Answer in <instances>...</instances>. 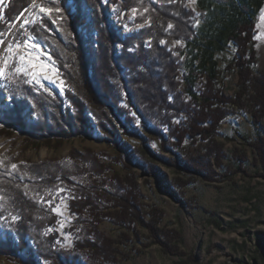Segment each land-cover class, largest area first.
Segmentation results:
<instances>
[{"label": "trees", "instance_id": "trees-1", "mask_svg": "<svg viewBox=\"0 0 264 264\" xmlns=\"http://www.w3.org/2000/svg\"><path fill=\"white\" fill-rule=\"evenodd\" d=\"M102 1L72 0L76 5L72 9L73 14L67 16L64 12L57 15L66 16V19L59 20L65 35L62 31L55 32L54 24L48 18L29 29L51 48L69 87L67 99L73 107V111L62 110V99L56 100L61 118H54L48 125L41 121L38 127L30 130L33 133L52 132L51 126L59 125L60 121L70 134L73 131L92 132L95 128L88 117L91 112L99 129L117 136L113 116L127 132L140 137L141 131L134 125L139 120L143 130L160 138L163 143L171 141L168 150L174 146L181 148L186 143L208 142L205 152L186 157L185 161L168 160L148 149L138 153L143 160L149 154L151 159L164 163L166 167L191 176L189 181L176 179L168 186L183 189L198 177L217 181V169L224 167L227 155L223 143L215 138L225 119L234 114L227 106L248 110L256 128L264 121V71L256 75L253 68L258 62L254 42L256 19L264 7V0H198L202 11L198 18L187 8L190 0H156V4L149 0H111L121 11L135 8L142 14L147 10L137 22L150 24L125 40L118 35V27L106 19ZM31 4L32 0H11L4 20L0 21V32L8 31L10 25L31 8ZM43 5L62 6L63 0ZM84 7L92 10V25L98 33L96 51L86 46L87 40L81 32L82 27L89 26L83 19ZM199 21L202 24L197 29ZM170 24L173 28H169ZM68 32L73 35L69 37ZM166 38L190 47L192 60H184L185 50L181 47L169 50L168 44L161 46ZM146 40H151L149 49L144 46ZM120 43L123 50L116 57V46ZM135 43L138 44L136 52H129L127 49ZM229 46L234 48V62L230 69H237L238 75V90L234 97H226L218 88L222 72L215 59L216 53L224 52ZM121 65L128 69L127 75L122 73ZM16 104L20 108L15 107L16 113H11L7 128L25 123L22 102L17 101ZM75 123L80 124L79 127ZM24 134L33 140L30 132ZM251 146L256 150L264 171V136ZM123 148L127 150L126 146ZM73 156L83 165L44 162L23 166L22 172L18 169L16 175L9 179H0V216L8 221L11 230L5 240L0 239V252L24 251L29 240H33L37 249L35 254L50 264H80L81 257H85L89 264L117 263L123 256L118 246H129L131 239L128 233H122L116 241L100 233L101 214H106L114 225L121 228L137 232L139 225L147 229L148 238L165 254L186 257L180 250L182 233L163 226L165 211L155 206H144L134 179L124 181L116 177L112 183L82 185V177L88 173L101 176L106 167L90 154ZM237 157L239 169L245 171V156L237 154ZM127 163L141 166L151 175L159 173L157 168L141 161L136 154L127 156ZM232 173L231 170L226 171L220 178L229 179ZM262 174L264 177V172ZM20 177L26 179L27 185L21 183ZM63 184L73 187L71 209L77 216L75 229L80 230L75 250L71 252L60 249L57 243L60 218L51 210L53 206L40 202L52 200L54 192ZM108 202L114 206L110 208L111 213H106L108 206L103 208ZM12 216L18 219L13 221ZM49 228L53 231L49 232ZM35 254H32L31 264H36Z\"/></svg>", "mask_w": 264, "mask_h": 264}, {"label": "rangeland", "instance_id": "rangeland-1", "mask_svg": "<svg viewBox=\"0 0 264 264\" xmlns=\"http://www.w3.org/2000/svg\"><path fill=\"white\" fill-rule=\"evenodd\" d=\"M10 1L4 0L0 4V21L4 20L5 11ZM149 1L156 4V0ZM55 2L56 0L36 1L41 6H44V3L48 5ZM102 3L106 9V19L118 27V35L122 40H125L127 36L137 34L150 24V22L145 24L137 22L138 18L144 17L143 15L147 10H144L142 14L138 11L133 14L132 10L121 11L111 0H103ZM85 7L82 15L89 26L82 27L81 32L87 40L86 46L96 51L98 33L96 27L92 25V10ZM187 8L192 11L195 9L193 13H195L196 18L201 16L202 11L198 5V0L195 4H192L190 0ZM57 15L59 14L53 13L54 18H57ZM261 17H264V7L256 19L257 35L254 42L256 43L258 62L253 67L256 75L260 71H264V19ZM41 18L43 21L44 18L48 17L40 13L38 8L31 7L20 19L10 25L8 31L12 35L7 37L5 43H15L16 40L23 41L32 36L53 57L51 48L43 40L29 32L31 27L42 22ZM25 20L29 23L25 24ZM59 20L56 19L54 31H62L63 33ZM201 24L202 21L196 23L197 29L200 28ZM167 44L169 50L181 47L185 50L184 60L188 62L192 60L191 49L183 42L166 38L160 45L167 46ZM144 46L147 49L151 48V40L144 41ZM137 48L138 44L135 43L127 50L135 53ZM122 50L123 45L117 44L115 56L121 55ZM233 53L234 48L229 46L224 52L216 53L215 57L218 62L217 67L222 72L218 88L226 97H234L238 90L237 69H230L234 62ZM4 54L2 46H0V63L3 61ZM54 62L59 68V73L55 77V83L42 81L45 88L48 89L47 92L35 83L31 85L25 83L26 77L23 75H14L12 80H0L1 180L3 177L9 179L16 175L18 169L22 172L23 166L43 164L44 162L53 165L64 163L68 166L83 165L81 160L73 159V154L84 156L90 154L92 157H97L106 168L102 169L104 173L101 176L88 173L84 178L82 177V185L105 184L106 181L112 183L117 178L124 181L127 178L134 179L139 186L138 192L142 197L144 206L147 208L155 206L165 211L163 226L178 230L183 235L180 250L186 254V257H175L165 254L159 245L154 244L148 238V231L144 227L138 225L137 232H133L114 225L108 215L101 214L103 216L102 221L98 224L100 233L115 241L122 233H128L131 239L129 246H118L123 256L114 264H264V177L262 176L264 171L256 150L251 146L252 143L264 136V121L259 128H256L251 121L252 116L248 110L242 111L230 105L227 106L234 114L225 119L215 138L216 141L223 143L224 152L227 155L224 167L217 169L219 175L217 181H207L198 177L193 180V184L191 183L183 189L171 188L168 185L176 179L189 181L191 176L166 167L164 163L156 161L154 158L151 159L149 154L146 156L147 159L143 160L138 153L148 149L168 160L181 159L185 161L186 157H194L199 152H205L208 142H200L195 145L186 143L181 148L174 146L172 150H168L171 141L168 140L163 143L160 138L143 130L139 120L135 121L134 125L141 131L142 136L140 137L127 132L124 126L112 116V121L117 129V136H114L98 128L91 112L88 113V117L90 124L92 123L95 128L92 132L84 130L76 133L73 131L70 134V130L60 121H58L59 125L51 126L53 127L52 132L44 130L43 133H33L30 130L38 127L41 121L48 125L52 123L54 118H61L58 114L59 108H57L56 100L62 99L60 106L62 110L70 109L73 111V107L67 99L69 87L55 58ZM122 69L124 71L122 73L126 72L127 75L128 69L124 67ZM89 77H92V74H89ZM60 79L64 82L63 90H61ZM17 101L22 102L25 123H17L7 128L11 113H16L15 107L20 108L16 104ZM17 115H19L18 112ZM75 124L76 127L80 125ZM24 132H30L33 140L28 138ZM125 146L127 150L123 148ZM134 154L141 161L157 168L159 170L158 175H151L143 167L127 163V156L130 157ZM237 154L245 156L246 161L243 166L245 171L239 169ZM12 164H16L17 168L12 169ZM230 170L234 172L230 175L231 178H220V175ZM21 175L22 173H20ZM19 179L23 185H27L24 177ZM166 187L170 188L167 189ZM59 188H64L65 191L57 192L56 190L52 198V206L59 205L62 213V215L56 213L55 215L60 218V222H63L64 225L62 229L60 224L57 227L58 244L60 249L71 252L75 250L77 235L80 232L79 229H75L77 216L72 213L71 209V201L74 199L72 198L74 197L73 187L64 185ZM61 197H66V199L61 201ZM108 197L109 199L112 198ZM106 206H108L106 213H111L110 208H112L113 203L108 202L103 208ZM9 227L8 221L0 216V239L5 240L11 233ZM35 250L37 249L34 241L29 240V246L24 251L0 252V264H31L33 261L31 260L32 254H35ZM36 256V264H50L49 261ZM79 262L80 264H89L85 257H81Z\"/></svg>", "mask_w": 264, "mask_h": 264}, {"label": "snow or ice", "instance_id": "snow-or-ice-1", "mask_svg": "<svg viewBox=\"0 0 264 264\" xmlns=\"http://www.w3.org/2000/svg\"><path fill=\"white\" fill-rule=\"evenodd\" d=\"M4 0H0V4H2ZM170 2H174V0H170ZM192 4L196 3V0H191ZM31 7L38 8L40 13L46 15L53 24L56 23V19H66V16H59L57 18L53 17V13H67V16H71L73 14L72 9L76 7V5L72 2V0H63L62 6H41L36 3V0H32ZM137 10L132 9L133 14H135ZM195 11V9H193ZM264 19V17H261ZM42 21V18H41ZM25 24L29 23V21L25 20ZM143 27V25H140ZM172 25H169L171 28ZM12 33L8 32H0V46H2V51L5 53L3 55V61L0 63V80H12L14 75H23L26 77L25 83L39 85L41 88L47 92L48 89L45 88L42 81H48L50 83H55V77L59 73V68L55 65L54 58L51 53L46 52L43 49V45L36 40L34 37L29 36L27 39L20 41L16 40L15 43L8 42L5 43L8 36H11ZM67 35L71 37L73 35L72 32H68ZM63 80L60 79L61 90L63 86ZM6 86V85H5ZM51 94V93H49ZM12 169H16L17 165L12 164ZM64 188H58L57 192H64ZM74 198V197H72ZM2 199V197H0ZM61 201L66 199V197H61ZM41 203H47L49 207L52 206L53 201H40ZM51 210L57 215H62L60 206L51 207ZM13 221H16L18 217L12 216ZM63 222H60V228H63ZM49 232L53 231V229L49 228ZM63 234V233H61ZM59 243V241L57 242Z\"/></svg>", "mask_w": 264, "mask_h": 264}]
</instances>
